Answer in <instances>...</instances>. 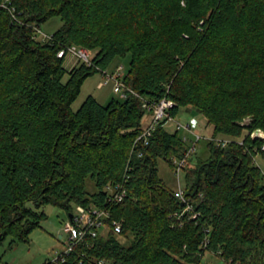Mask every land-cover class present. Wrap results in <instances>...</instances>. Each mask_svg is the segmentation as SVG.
<instances>
[{"label": "trees", "instance_id": "obj_1", "mask_svg": "<svg viewBox=\"0 0 264 264\" xmlns=\"http://www.w3.org/2000/svg\"><path fill=\"white\" fill-rule=\"evenodd\" d=\"M54 16L63 24L52 39H36L34 25ZM72 45L95 51L93 64L67 71L59 52ZM128 54L127 86L149 101L171 99L175 117L181 106L196 108L212 137L231 139L225 147L208 140L209 157L187 161L196 219H178L184 204L160 175L159 159L172 166L187 148L176 126L161 121L144 145L136 139L151 116L139 97L103 104L89 95L72 108L90 75ZM255 130L264 131V0H0V245L29 241L46 205L68 217L96 205L122 231L87 236L46 264H200L208 251L264 264L256 163L264 141ZM122 182L127 196L111 201L106 187Z\"/></svg>", "mask_w": 264, "mask_h": 264}, {"label": "built area", "instance_id": "obj_2", "mask_svg": "<svg viewBox=\"0 0 264 264\" xmlns=\"http://www.w3.org/2000/svg\"><path fill=\"white\" fill-rule=\"evenodd\" d=\"M35 38L46 42L52 39L53 34L44 32L40 26L34 25ZM71 53L83 62L89 65L93 64V57L91 51L82 48L77 45H72L66 50H61L59 56H63L65 53ZM105 77V80L100 84L104 86L108 83H114V92L119 93L123 97H127L129 94L139 97L142 100V106L147 113L150 114V123L145 129L138 135L136 143H143L148 145L150 138L153 136L157 125L164 120L168 123L172 122L178 130H185L190 133L194 139L189 138L187 135L182 136L183 140L187 143V148L179 156H173L171 158V164L173 166L174 176L177 179L178 185L174 189L175 196L184 204V208L181 212L176 213L178 219L181 220L186 214H189L192 219H196L199 216V212L196 210V204L193 202L190 196L186 194L183 179V171L187 166L188 159L197 152L198 143L205 136L196 130L197 122L190 118L187 122H181L171 114V109L176 104L168 98H163L159 101H149L143 98L137 91L127 86L125 82L126 71L123 65L116 68L115 71L109 73L107 70H101ZM249 119H245L247 123ZM253 138H261L264 141V131L256 130L251 133ZM209 140L214 141L216 145L225 147L230 143L231 139L212 137ZM243 143L242 141L240 142ZM264 149V143L262 146ZM129 176H125V181H128ZM125 182L118 183L115 185H108L106 190L110 195L111 201H123L127 196V187ZM111 214L104 208L96 205L76 206L75 210L70 214L69 217L63 223V231L68 236V245L63 252H57L56 258L52 261H58L59 259L64 260L65 256L73 251L76 244L85 240L87 236L96 237L103 229L113 228L115 232L120 233L122 231V222L117 219H111ZM2 264V263H1ZM97 264H107V261L100 259Z\"/></svg>", "mask_w": 264, "mask_h": 264}, {"label": "rangeland", "instance_id": "obj_3", "mask_svg": "<svg viewBox=\"0 0 264 264\" xmlns=\"http://www.w3.org/2000/svg\"><path fill=\"white\" fill-rule=\"evenodd\" d=\"M63 24V20L60 16H54L40 27L46 32L53 34L57 29H59ZM40 41V40H39ZM91 51V56L93 57L95 51ZM81 60L71 53L66 55L64 66L67 71H70L76 64L80 63ZM130 63V54L125 57L117 56L113 62L109 65L107 70L112 73L120 65H123L125 71L128 70ZM69 74L64 78L66 81ZM105 80L103 72L101 70L90 75L83 83L81 92L75 102L72 104V108L77 110L84 100L89 95H94L101 103L107 104L113 97L121 98L119 93L114 92V83H108L104 86L100 84ZM192 111L195 114H199L200 124H198V132H200L205 137L198 143L197 153L202 159L209 157V150L207 147V142L211 136L212 128L211 126L205 125V120L203 115L191 106L180 107L179 113L176 117L177 120L181 122H187L190 120L189 113ZM150 116L147 114L145 120H148ZM195 120V119H194ZM198 122V120L196 121ZM174 123L170 122L167 124V128L170 130H175ZM182 136L186 135L185 130H179ZM256 131V130H255ZM187 136L191 139L190 133ZM221 137V136H217ZM223 138V137H221ZM230 139V138H228ZM256 163L262 168L264 174V157L257 155ZM160 175L165 180L169 188L175 189L178 185L177 179L174 176L172 166L165 159H159ZM184 184V181L182 182ZM87 190L89 192H94L96 190L94 182L88 180ZM32 206V203H29ZM43 210L47 213V217L42 221L41 225L37 226L29 235V241H13V237H8L0 245V264H46L48 261H52L56 258L57 252H63L68 245V236L63 231V223L68 217L67 213L54 205H46ZM102 232H107V229H103ZM62 236V237H61ZM127 245L129 242H125ZM200 264H231L226 262L220 256L213 254L212 252H207L200 261Z\"/></svg>", "mask_w": 264, "mask_h": 264}, {"label": "crops", "instance_id": "obj_4", "mask_svg": "<svg viewBox=\"0 0 264 264\" xmlns=\"http://www.w3.org/2000/svg\"><path fill=\"white\" fill-rule=\"evenodd\" d=\"M189 116H190V118H193V119H195V121H197L198 120V122H197V127H196V130H197V128H198V124H200V120H199V114H195V112L194 111H192L191 113H189ZM204 120H205V125L207 126V124H206V119L204 118ZM208 127V126H207ZM198 131V130H197ZM186 135H187V133H186ZM190 137V136H189ZM191 137H192V135H191ZM62 237V236H61ZM205 256H206V254H205Z\"/></svg>", "mask_w": 264, "mask_h": 264}]
</instances>
